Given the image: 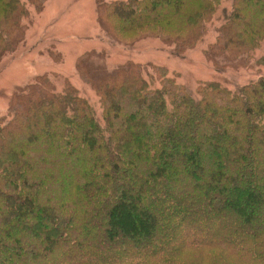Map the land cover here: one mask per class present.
Here are the masks:
<instances>
[{"label": "trees", "instance_id": "1", "mask_svg": "<svg viewBox=\"0 0 264 264\" xmlns=\"http://www.w3.org/2000/svg\"><path fill=\"white\" fill-rule=\"evenodd\" d=\"M29 12L0 0V59L24 42ZM98 20L113 41L160 38L180 54L218 20L205 52L218 66L264 50V0H102ZM89 57L77 71L99 111L44 75L0 117V261L264 264V78L192 94L166 68L127 62L110 73Z\"/></svg>", "mask_w": 264, "mask_h": 264}, {"label": "rangeland", "instance_id": "2", "mask_svg": "<svg viewBox=\"0 0 264 264\" xmlns=\"http://www.w3.org/2000/svg\"><path fill=\"white\" fill-rule=\"evenodd\" d=\"M38 1L42 5L40 11L30 7L28 0H22L30 11L25 40L0 59V117L7 114L12 97L20 89L44 75H57L59 89L68 82L99 111L101 106L97 95L77 71V64L85 55L90 56L87 60L92 66H106L110 73L127 62L166 68L168 75L176 78L192 94L201 84L209 81L236 88L264 78V67H259L256 62L264 56L263 49L256 52L255 59L243 66H238L237 60L227 67L230 61L217 58L218 66L206 58L205 52L218 34V20L210 26L204 44L180 54L175 45L166 44L160 38L144 39L133 45L113 41L98 20V2L102 0ZM27 143L31 141L25 137L21 145ZM209 168L212 170V165ZM211 182L207 179L204 186L212 185ZM252 195L255 200L257 192H252ZM226 196L230 198L229 201L235 199V193ZM245 210V213L255 215L254 210ZM259 226L264 228V221ZM58 253L60 255L62 251ZM4 262L0 261V264Z\"/></svg>", "mask_w": 264, "mask_h": 264}]
</instances>
